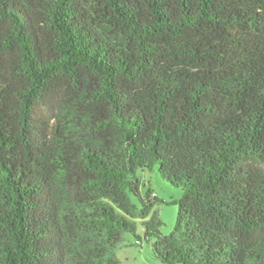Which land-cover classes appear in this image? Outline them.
<instances>
[{"label": "trees", "instance_id": "1", "mask_svg": "<svg viewBox=\"0 0 264 264\" xmlns=\"http://www.w3.org/2000/svg\"><path fill=\"white\" fill-rule=\"evenodd\" d=\"M127 233L264 264V0H0V264H119Z\"/></svg>", "mask_w": 264, "mask_h": 264}, {"label": "rangeland", "instance_id": "2", "mask_svg": "<svg viewBox=\"0 0 264 264\" xmlns=\"http://www.w3.org/2000/svg\"><path fill=\"white\" fill-rule=\"evenodd\" d=\"M145 182V191L150 188L153 195L160 200L155 205L159 212V217L163 221L160 230L163 235H169L176 225L178 216V205L174 204L175 200L181 198L183 191L181 188L170 184L162 178L159 169L156 166L153 170H146L140 173ZM138 234L143 236L144 226L141 219L136 220ZM136 238L134 235L127 233L125 241L117 248V257L119 264H163L153 253V243L155 238L150 241L147 239Z\"/></svg>", "mask_w": 264, "mask_h": 264}]
</instances>
